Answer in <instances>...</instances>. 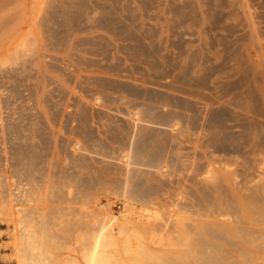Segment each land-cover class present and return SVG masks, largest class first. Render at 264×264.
<instances>
[{
    "label": "rangeland",
    "instance_id": "obj_1",
    "mask_svg": "<svg viewBox=\"0 0 264 264\" xmlns=\"http://www.w3.org/2000/svg\"><path fill=\"white\" fill-rule=\"evenodd\" d=\"M107 1L0 0V102L2 101L0 104V179L3 180H0V187L3 189L7 186L5 185L6 174L4 175V170L9 164L6 158H10L9 144L5 142L7 144L5 145L3 142V139L8 137L10 131L6 127L7 123L4 120L8 113H12H7L2 103L5 100L8 101L11 95L16 98L14 102L16 103L17 101L16 104L19 107L24 104L31 106L29 111L22 113L27 115V121L25 120V128L27 130L31 127L32 120L39 121L38 118H40L42 124L44 123L45 128L42 125L41 128L43 130L47 128L43 136L47 148L46 154H48H45L44 158L46 164L43 162L45 166L39 165L34 170H43L36 172L39 175H44L43 172L46 173L45 175H49V173L53 175V177L51 175L49 184L46 187L54 188V194L50 191L53 194L50 195L49 189L45 190L46 188H43L41 190L42 193L38 194L39 197L36 196L41 201L40 208L53 206V203H51L52 197L54 196L55 198L58 195L56 194L58 193L57 190L65 187L66 183L68 184L71 179L69 182L71 185H68L70 187L74 184L77 185L72 186V190L74 194L79 193V198L81 199H78V204L88 197L86 199L87 203H84L85 205L77 204L78 206H75L77 202L74 205L73 203L65 204L66 206L69 205L65 206V208L77 207L78 212H72L71 220L74 218L72 224L81 228L82 226L84 227L85 222H87V225H91L95 222L94 220L101 218L97 215L99 214V207L107 208L110 206L118 212H123L125 210L124 197L120 195L122 192L120 189L125 188L127 182L131 185H129L131 188L135 180L145 179L146 181L139 182L147 183V185L149 183L150 187L148 186L149 188L147 189H149V194L153 193L151 194L153 198L148 196L155 203L153 207L158 212L162 214L177 212L178 216L183 212L182 215L184 216L182 219L187 216V218L189 217L187 219L188 222L194 221V225L200 223L211 225L209 227L211 228L210 230L214 229V234L218 235L217 238L210 239L211 242H214L221 249L220 251L227 253L228 257L230 256L228 258L225 253L221 252L223 259L224 256L229 259H224V264H227V262L228 264H235L240 252L248 253L253 249L237 241V236L232 231L234 225L231 226L232 230H230L229 226L236 220L234 217L245 221L249 219L248 217H254L249 214L248 208L246 210V207H243L244 205L249 207L251 202L248 199H253L251 200L253 202L255 197L258 202V197H253L252 195L260 194L261 197L258 199H261L262 196L264 198V0H223V6L220 9L221 13L218 15L219 22L217 25L219 29L217 28L214 33H221L220 38L221 36H228L230 41L232 38L240 39L238 46L242 51L239 49V52L243 55L242 60L247 61L245 64V68H247V71H245L247 86L243 89L237 88V86H234L235 88L228 86L230 90L236 89L231 92L228 91V94L226 93L227 91H223V87H219L222 83L216 87L209 82L207 83L208 86L206 84L205 86H194V89L190 85L192 83L191 78L194 77L191 70L188 71L185 77L180 69L175 71L173 67H168V65H164L166 70H164V67L162 68L163 65L158 62L160 61L158 54L147 49L149 44H157V41L139 40L141 38H139L137 30L141 27L139 16L141 15L140 0ZM160 1L163 2V0H159L157 1L158 3H153V7L160 9ZM187 1H193L196 10L192 6L189 8V10H192L193 15L192 22L188 20L191 28L187 32L188 34L186 33V37L191 41V46L198 47L202 38L200 36L204 35H201L202 31L200 29L207 27V25H203V22L208 20V15H210L208 8L210 6L212 8V4H208L209 2L211 3L210 0L206 1L207 6L204 2L205 0L203 2L201 0ZM114 6L115 8L112 9L111 7ZM111 9L113 12H111ZM107 12L111 13V16ZM107 14L110 18L106 16V20H104L103 15ZM119 15L126 17L127 20L124 17L118 18ZM151 22L153 25L158 22L162 23L158 19L151 20ZM116 23H119V25L117 24L119 29L116 27L117 25H114ZM113 28L115 29L114 32L112 31ZM132 30L135 32H132ZM235 30L237 33L234 32ZM198 31L201 32L199 33ZM126 34L129 37H124ZM140 42L147 45L141 46ZM169 44L168 42L167 45ZM99 45L106 46L105 49L108 47L107 50L109 51L102 49ZM155 57L158 58L157 62ZM151 58L155 64L152 60L150 61ZM110 65L111 67H109ZM120 65L122 66L120 67ZM55 66L61 67V69H56ZM102 67H105V69ZM106 67L112 71L107 70ZM118 71H122V74ZM123 71L125 74H123ZM154 73H157V75ZM147 74L149 76L154 74L155 78L152 75L151 78L147 76V79ZM18 80H22V84ZM94 81L98 86L94 84ZM114 81L115 83H113ZM53 87L63 93L61 96L64 99V103L67 102L71 106L76 107V110L83 106L84 108L88 107L89 110L83 108V111H88L85 115L82 114L83 112L80 113V110L82 111L81 108L79 112H73L75 114L73 116L78 121L75 123V127L76 125L78 126L77 130L69 132L71 130L70 126L65 123L63 126H66L67 129H63L62 133H60L58 123L55 122L52 125H48L45 123L44 115L42 116L41 112V115L39 114V111L45 109L44 106L46 104H50V100L56 102L60 99L51 98L48 90L53 89ZM215 87L219 89L216 90L214 89ZM219 90L226 94L220 93ZM243 90L247 93H243ZM234 94L235 96H233ZM218 95L221 96V100L217 98ZM222 95L226 97L223 98ZM98 96L104 98H102L105 100V102L103 101V106L107 109L121 112H137L139 115L141 114L140 116L144 120L148 119L150 121L151 119L152 122L161 121L160 118L168 112V116L172 120L170 123H178L180 129L175 132L171 129H157L155 126L150 125L152 122L135 127L131 121L121 118L106 109L94 111L91 108L92 100L94 103V99ZM214 98L219 101L216 102ZM42 104H45L42 106L44 108H39L38 106ZM78 104L79 107L77 106ZM19 107L17 109H20ZM190 108L194 111L192 109L190 111ZM71 110L74 111L75 108ZM217 112L222 114L219 121L220 124L217 121L216 124L213 118V115H216ZM3 115L4 117L2 118ZM86 115L90 117L89 122H87L89 118ZM68 116L72 118L71 114ZM68 116L67 118H69ZM16 117L18 116L16 115ZM82 123H85L88 127L83 126ZM28 124L30 125L28 126ZM25 128L22 126V128L18 129H22L21 131L23 132L19 130L20 133L28 136L29 130L27 131ZM5 130L6 132H4ZM249 134L254 135L251 148L248 145L245 146L250 144ZM35 142H39V139L35 138ZM77 142L86 151L83 149V151L73 152ZM92 144H95L96 147ZM135 150L138 153H135ZM6 152L9 154H6ZM128 153L133 158L144 160L143 162H146V158L151 156L152 153H156L154 156L157 157L158 155L160 159L158 161L161 164L165 163L168 170L166 168L162 173H159L155 168L150 169L133 165L131 166V171L127 172L119 159ZM144 153H147V155ZM50 155L53 158L49 157ZM49 159H52L51 162ZM71 161L72 163H74L73 161L79 162L78 164L81 167H78V165L77 168L73 167ZM70 165L75 170H72ZM44 167L46 169H42ZM50 170L53 172L51 173ZM64 170H67V172L63 173ZM60 172H62L60 174L61 177L58 175ZM69 175L74 177V179L70 176V179L66 180ZM58 176L60 179L58 181L61 182L62 179L63 183L65 181V185L57 182L56 177ZM128 176L131 177V180L128 179ZM52 180L56 186L52 183ZM77 182L78 184L83 182L81 186L84 184L85 188L78 185ZM86 185L87 190L89 189L90 191L86 190ZM89 186L93 187V189ZM1 189L0 199L2 201L0 200V206L2 207V202L7 201L4 193L5 191L7 192L8 187L3 189L4 192ZM84 189L86 192L83 193ZM78 190H81L82 195H87L85 197L82 196L83 198L80 197L81 192ZM117 190L120 193V197L116 192ZM43 191L46 194H43ZM114 192L117 194L115 195ZM48 195L52 196L51 202ZM263 198L262 202L264 201ZM43 199H46V203ZM258 203L256 205L260 204ZM63 205L62 208H64ZM211 206L216 207L212 209ZM229 207L236 211L235 215L237 217L232 216L231 213L234 214V211L233 209L229 210ZM75 210L76 208H74V212ZM80 210H82L81 215ZM185 212H188V214ZM213 212H216V214H213ZM69 214L71 216V213ZM191 214L194 215L192 216ZM5 220L8 221L0 216V264H18L19 253L12 245L10 238L11 229L7 227L8 223ZM78 220L79 222L81 221L80 224ZM183 221L186 223L185 220ZM213 222L215 224H212ZM216 223L220 225H216ZM220 234L225 235L224 237L226 238L229 236L228 240L231 238L230 242L226 244L227 240L224 241V237H221ZM239 247L241 250H239ZM15 251L16 253H14ZM230 258L232 259L230 260Z\"/></svg>",
    "mask_w": 264,
    "mask_h": 264
},
{
    "label": "bare ground",
    "instance_id": "obj_2",
    "mask_svg": "<svg viewBox=\"0 0 264 264\" xmlns=\"http://www.w3.org/2000/svg\"><path fill=\"white\" fill-rule=\"evenodd\" d=\"M140 1H139V3H141V5H140L141 6V8H140L141 9L140 10L141 15H139V16H140V21H141L140 22L141 27L139 30H137L139 33V38H141L139 40H147L150 42L157 41V44H155V43L154 44L151 43V45L149 44L148 45L149 48H147V49L148 50L150 49L151 51L158 54V56H159L158 58H160L159 60L161 61V62L160 61H158V62L161 63L163 66L158 64V63L157 64L162 66V68L164 67L165 68L164 70H166V67L164 65H168V67L169 66L171 68L173 67L175 69V71L177 69L182 70V74H184L185 77H186V74H188V71L191 70L194 77L191 78L192 83L190 81V83H191L190 85L193 88H194V86H205V84L208 86L207 83H209V82L216 87L219 86L220 83H222L223 85L221 84L219 87L220 88L223 87V89H224L223 91H225V92L227 91L226 93L228 94V91L231 92L232 90H236V89H234L235 88L234 86H237V88H240V89H243L245 86H247V83L245 81V71H247V68H245V64L247 63V61L242 60L243 55L240 54V52H239L240 48L238 46V43H239L238 41H241V40L240 39L238 40V38H232L230 41V40H228V36H221V38H220L221 33L220 34H218L216 32L214 33V31L218 28V25H217L219 22L218 21V15L221 13L220 9L223 6V0H210L211 3L210 2L208 3L210 5L212 4V8H211V6H210V8H208L210 11V15L207 14L209 18L207 17L208 20L207 21L205 20L206 22L205 21L203 22V25H207V27L205 29L202 28L203 30L200 29L201 27L199 28L202 31V32L200 31L201 35L202 34H204V35L200 36V34H199V36L202 38L200 39L201 43L198 47L191 46V43H190L191 41L186 37V35L188 34L187 32L191 28L190 24H188V20H190V22H192V15L193 14H192V10H189V8H191V6H192V8L195 7L194 6L195 3L193 1L190 0L191 2H188L187 0H163V2L160 1L161 2V4H160L161 8L160 9L157 7H153V3H156L159 0H140ZM201 1L203 2L204 0H201ZM206 1H208V0H205L204 2L206 3ZM106 2H108V1L106 0ZM208 4L206 3V6ZM156 6H158V5H156ZM111 8L114 9L115 6L111 7ZM112 9H111V12H113ZM195 10H196V7H195ZM108 14H109V16H111L110 15L111 13H108ZM108 14L105 16L103 15L104 20H106L105 19L106 16L109 17ZM260 15H262V14H260ZM121 17H122V15L121 16L119 15L118 18H121ZM109 18H107V19H109ZM211 18H214V19H211ZM124 19L127 20L126 17H124ZM156 19H158L162 23L158 22V23H155L153 25L151 20H156ZM117 24L119 25V23H116L114 25H117ZM118 25L116 27L119 29ZM114 28L112 30L113 32L116 29V28L115 29ZM130 28H131V26H130ZM228 28H230V27H228ZM121 29L124 30L123 28H121ZM120 32H122V31H120ZM132 32H135V31L132 30ZM230 32H232V31H230ZM234 32H236V30ZM138 33H136V34H138ZM126 36H128V35L126 34L124 37H126ZM141 42H140V44H141ZM168 42L170 43L169 45H167ZM136 44H137V42H136ZM144 44L142 43L141 46ZM95 45H97V44H95ZM138 45H139V42H138ZM145 45H147V44H145ZM99 46L102 47V49L104 48V50H107V48H108L107 47L105 49L106 46L105 47H103L101 45H99ZM98 50H99V48H98ZM107 51H109V50H107ZM143 52H145V51L143 50ZM147 55H149V54H147ZM141 57H143V56L141 55ZM158 58L155 57L156 62H157ZM87 60H89V59H87ZM151 60H152V58L150 59V61ZM153 63H154V61H153ZM231 63H233V64H231ZM110 64H111V62H110ZM254 64H256V63H254ZM121 66L122 65H120V67ZM109 67H111V65ZM120 67H118V68H120ZM55 68L61 69V67H58V66H55ZM103 69H105V67ZM106 69H107V67H106ZM109 70H111V69H109ZM156 71L159 72L158 70H156ZM116 72H117V70H116ZM119 73L122 74V71ZM121 74H119V75L121 76ZM123 74H125L124 71H123ZM154 74L157 75V73H154ZM154 74H152V75L155 78ZM152 75L149 76L147 74L146 77L148 76L149 78H151ZM73 76H75V75H73ZM158 76H159V74H158ZM160 76H162V75H160ZM148 77H147V79H148ZM163 77H164V75H163ZM177 77H179V76H177ZM71 79H72V76H71ZM158 79H159V77H158ZM177 79H179V78H177ZM18 81H20V83H21L22 80H18ZM16 83L18 84L17 80H16ZM113 83H115V81ZM94 84H97V83L95 82ZM97 86H98V84H97ZM228 86H230L231 88L232 87H234V88L230 90V88L228 89ZM54 87H53V89L48 90L49 94H51L52 99H55V98H56V100L58 98H60V99L56 102L50 100V104L45 103L47 105V107L45 104H44L45 106L43 104L41 106H38L39 108L45 107V109L39 111V114L41 112L42 116L44 115V119L46 120L45 123H47L48 125H52V123L54 124L55 122L58 123L60 133H62L63 129H65V128L67 129L66 126L65 127L63 126V124H65V123L68 126H70L71 130H69V132L77 130L78 126L76 125V127H75V123L78 121L73 116V114H74L73 112H77V111L79 112V109L81 108L82 111L80 110V113L83 112L82 114L85 115L88 111H83V110L85 108L88 109V107L84 108V106H83V107L78 108L79 107V104H78L77 105L78 109L76 110V107L71 106L67 102L64 103V99L61 96L63 93L61 91H59V89H56ZM216 87L214 89H216ZM218 89L219 88H217L216 90H218ZM226 89H228V90H226ZM113 90H114V88H113ZM9 91L11 92L10 87H9ZM190 91H192V90H190ZM208 91H209V89H208ZM219 92H220V90H219ZM222 92H220V93H222ZM242 92L245 94L247 93L244 90ZM226 93H222V94L225 95ZM200 94H201V92H200ZM236 94H237V92H236ZM224 95H222L223 98L226 97ZM63 96H65V95H63ZM218 96H220V95H218ZM218 96H217V98L221 100V96L220 97H218ZM233 96H235V94ZM214 97H215V95H214ZM102 98L98 96L97 98L94 99V103L92 100V106L93 107L91 106V108L94 111L95 110L98 111V109H106V110L118 115L121 118H125V119L131 121L135 127H139L140 125H143L145 123L152 122L151 119H150V121L148 119L144 120L140 116L141 114L139 115L137 112H130V111H127V112L122 111L121 112L118 110L107 109L106 107L103 106L105 100H103L104 98L103 99ZM240 98H242V97H240ZM14 99H16V98L14 96L10 95V98L8 99V101L5 100V102L2 103V105H4L6 112L7 113L12 112V113L11 114L8 113V116L5 115L6 119L4 120L7 123L6 127L10 131H9L8 137L3 139V142L4 143L6 142L7 144H9L10 158H6L7 163H9V164L7 165V168L4 170V175L6 174L5 175L6 176L5 185H7V186L3 189H6L8 187L7 192L5 191V193H4V196L6 197V198L5 197L4 198L7 199V201L2 202V207L0 206L1 207V211H0L1 215L0 216H2V218H5L8 220V221H6V220L5 221L8 223L7 227H9V229H11L10 238L12 241V245L19 253L18 264H222V263L224 264V262H223L224 259L227 260L230 257V256L228 257L227 253H225L224 251H220L221 249H219V247L217 245H215L214 242L213 243L211 242L210 239H215L218 236V235L216 236L214 234V232H213L214 229L210 230L211 228H209V227L211 225L208 226V225H204L202 223L194 225L195 224L194 221H191L192 222V224H191V222L190 221L188 222V220H187V219H189V217L187 218V216H186V214H188V212H185L186 217H184L183 219H182V217L184 216V215H182L183 212H182V214H180L181 217H180V215L178 216L177 212H170L167 214H162L161 212H158L155 209V207H153V205L155 203H153V201L150 199L152 197L151 194H153V193L149 194L150 192H148L149 189H147V188L150 187L149 183L147 185V183L139 182V181H144L145 179L144 180L143 179L135 180L136 183L135 182L133 183V185L131 187L132 189L130 188L131 185L128 184V182H127L126 187L125 188L123 187L124 189L121 188L122 183L121 182H120L121 184L118 183L121 186L120 187L121 189L120 188L119 189L122 190V192L120 191L121 194L118 192V190L116 192L118 193L119 197H120V195H122L124 197L123 203H124L125 210L123 212H118L114 208H111L110 206H108V207L106 206L107 208L99 207V210H98L99 214H97V215H99L101 218L99 217L100 219L97 218V220H94L95 222L93 224L87 225L86 224L87 222H85L86 226H85V224H84V227L83 226L81 227V225H80L81 228H78L75 224H72V220L74 219L73 218L71 220L72 212L73 213L78 212L77 207L72 206L73 208L72 207L65 208V206H66L65 204L73 203V205H74V203L77 202L75 204V206L85 205L84 203H87L86 199L88 197L84 198L85 201L83 199V202L78 204V199L79 200L81 199V198H79V193L74 194V191L72 190L73 189L72 186H74L76 184L72 185L71 187L68 185V184H70L69 182L71 180L70 179L71 175H69L68 177L65 176L66 180L70 179L68 184L66 183V186L68 185V187L65 186V187H63L64 189L63 188L58 189L57 190L58 193H56L58 195L55 198H54V196L53 197L50 196L53 193L54 188L52 189V187H51V189H52L51 190L50 187H46V186L49 184V180H50L52 174L50 175V173L48 172L49 175H45L46 173L43 172L44 175H39L36 173L39 169L37 171H35L37 169L36 167H38L39 165L45 166V164H46L45 163L46 161L44 162V158H45L47 148H46V143L44 141L45 139L43 140V138H44L43 136L45 135V131H47L46 130L47 128L44 130H43V128H41V125H42V127H44V123L42 124V121H40V118L37 117L40 122L37 120H32L31 125L28 124V126L29 125L31 126V127H29L30 129L28 128V130H29L28 131L25 128V120L27 119V115L25 114L26 115L25 116L22 113H24V111H27V110L29 111L31 109V106H28V104L27 105L24 104L23 106L19 107V105L16 104L17 101H16V103L14 102L15 101ZM214 99L216 100V98H214ZM237 100H239V99H237ZM218 101L216 100V102H218ZM1 102H0V104H1ZM80 104H81V102H80ZM42 106H44V107H42ZM81 106H82V104H81ZM17 107H19L20 109H17ZM191 107H193V106H191ZM74 108L76 111L71 110ZM191 109L192 108H190V111H191ZM5 110H4V112H5ZM21 110H23V111H21ZM35 111H36V109H35ZM36 112H38V111H36ZM67 112H68V114L66 115ZM70 114L72 115V118H70V116H68ZM16 115L18 117H16ZM36 115H38V114H36ZM87 115H86V117H87ZM147 115H148V113H147ZM166 115L160 118L161 121L159 120V122L158 121L152 122L150 125L155 126L157 129H164V130L171 129L174 132L177 131L178 129H180L178 127L179 126L178 123H176V122L173 124L170 123V121H172V120H170V118H169L170 116H168L169 115L168 112ZM67 116L69 118H67ZM142 116H144V115L142 114ZM221 116H222V114L220 112L219 113L217 112L216 115H213L214 121L219 122L221 119ZM3 117H4V115L2 116V118ZM146 117H148V116H146ZM87 118H89V119H87L88 120L87 122H89L90 117H87ZM42 119H43V117H42ZM212 121H213V119H212ZM28 122H30V120H28ZM87 122H85V123L89 124ZM217 122H216V124H217ZM222 122H223V120H222ZM84 124H83V126L88 127V126H86V124L85 125ZM219 124H220V122H219ZM22 126H23V128H25V130L28 131V133H29L28 136L20 133V131L22 129L20 130L18 128H22ZM155 127H152V128H155ZM82 128H84V127H82ZM4 132H6V130ZM21 132H23V131H21ZM253 132H255V131H253ZM251 135H250V137H248V139H251L249 141L250 144H246V145L244 144L245 146L248 145V147H250V148L252 145L251 142H253V140H254V138L252 139V137L254 135L253 134H251ZM35 138L39 139V142H35ZM245 138H246V136H245ZM90 142H91V140H90ZM247 142H248V140H247ZM255 142H257V141H255ZM6 143H5V145H7ZM93 143H95V142H93ZM253 144H255V143H253ZM92 145L95 146V144H92ZM83 149L84 148H82V146L77 142L74 146L73 152H78L80 150L83 151ZM138 149H140V148H138ZM138 149H137V151H138ZM65 150H64V152H65ZM84 150L86 151V149H84ZM137 151L135 153H138ZM142 151H144V150L142 149ZM47 153H48V150H47ZM6 154H9V153L6 152ZM52 154H54V153L52 152ZM144 154L147 155V153H144ZM150 154H148V155H150ZM154 154H156V153H154ZM154 154L152 153L151 156L147 157L146 162H143L144 160H140L139 158L137 159L135 156H134L135 158H133L129 153L124 155L123 157H121V159H119V160L123 163V167H124V169L127 170V172L128 171L130 172L131 166L134 165V166H140V167H147L150 169L155 168L158 170L159 173H162V171L167 168V165L165 163H162L163 164L162 165L160 163V161H158V160H160L159 156L157 155V157H158L157 158L154 156ZM46 155H48V154H46ZM68 155H70V154L68 153ZM5 157H9V156H5ZM49 157H51V155ZM51 158H53V157H51ZM46 159L48 160V158H46ZM51 160H50V162H51ZM73 162L74 163H72V161H71L73 167L75 166L77 168V165H78V167L80 166L78 164L79 162H76V161H73ZM11 168H12V170H11ZM34 168H36V169L34 170ZM70 168H72L71 165H70ZM42 169H46V168L44 167ZM72 170H75V169L72 168ZM167 170H168V168H167ZM39 171H43V170H39ZM46 171H48V170H46ZM52 172L53 171H51V173ZM62 172H60L59 174L57 173V174L60 176V174ZM65 172H67V170L66 171L64 170L63 173H65ZM71 172H73V171H71ZM77 174H79V173L77 172ZM59 176L56 177L57 182H60V181H58V180H60ZM131 176H133V175H131ZM52 177H53V175H52ZM0 178H1V175H0ZM72 178L74 179V177H72ZM133 178H135V177H133ZM73 179H72V181H73ZM128 179L131 180V177H129ZM0 180L3 181L2 179H0ZM55 180H54V182H55ZM124 182H126V181H124ZM52 183H53V180H52ZM60 183L62 185L63 184L65 185V181L63 183L62 179H61ZM71 183L73 184V182H71ZM82 183L78 184V182H77V184L80 186ZM123 185L125 186V184H123ZM3 187H4V185H3ZM81 187L85 188L84 184ZM43 188H46L45 190L49 189L48 190L49 193H50V191H52V193H50V195H48V198L50 196V199H49L50 202L53 198V200L51 202V203H53V206H51V207H49V206L43 207L42 206L43 208H40L41 207L40 206L41 201L38 198L39 197L38 194L41 192V190ZM116 188H118V187H116ZM0 189H1V187H0ZM3 189H1V190L3 191ZM91 189H93V187ZM146 189H147L148 193L146 192ZM84 190L82 191L83 193L86 192L87 185H86V190L85 191ZM59 191H61L62 193L61 192L59 193ZM78 191L81 192V190H78ZM3 192H1V193H3ZM82 192L80 194V197H82V196L85 197L87 194L82 195ZM44 193L45 192L43 191V194ZM87 193H89V192H87ZM5 194H7V195H5ZM114 194H115V192H114ZM148 195L151 197L149 198ZM259 195L254 194L252 196L253 197L257 196L259 198V197H261V195L260 196ZM36 196H38V197H36ZM252 196H250V197H252ZM40 197H41V195H40ZM258 198H257V200L260 204L256 201L255 197H254L255 201H253V202L251 201L253 199H251V200L248 199L249 202H251V203H249L250 204L249 207L245 206L243 204L244 205L243 207L244 208L246 207V210L248 208L249 214L253 215L254 217L250 218L247 216L249 219L247 218L248 220H246V221L244 219L234 217V219H236L234 221H236L237 224H239V225H237L236 222L233 221V224L232 225L230 224V226H229L230 230H232L231 226L234 225V228L232 231H233V234L237 236V241H239L243 244H246L249 246V248L251 247L253 249V250L251 249L252 251H250L248 253L240 252L239 256L236 254L238 256V260L237 261L235 260V264H264V201L262 202L263 196L261 199H258ZM44 202L46 203V199L44 200ZM217 202H214V203H217ZM224 203H225V201H224ZM256 203H258L259 205H256ZM54 204L57 206H55ZM226 204H227V202H226ZM58 205H60V206H58ZM62 205L64 206V208H62ZM67 206H69V205H67ZM215 207L216 206L212 207V209L213 208L215 209ZM74 208H76L75 212H74ZM210 208H208V209H210ZM70 209L73 211H71ZM184 209H185V207H184ZM232 209H230V207H229V210H232ZM68 210H70L71 212L70 211L67 212ZM80 211H81L80 212V215H81L82 210H80ZM233 211H234V209H233ZM83 212H84V210H83ZM222 212H223V210H222ZM235 212L236 211H234V214L233 213H231V214H232V216L234 215L237 217V215H235ZM69 213H71V216H69L70 215ZM197 213H194V214H197ZM214 213L216 214V212H213V214ZM83 217H85V216H83ZM209 217H211V216H209ZM183 220H185V221L187 220L186 221L187 224ZM78 222H79V220H78ZM80 222H79V224H80ZM204 223H206V222H204ZM219 223H221V222H219ZM219 223H216V225L217 224L220 225ZM212 224H215V223L213 222ZM216 227H219V226H216ZM226 234H227V232H226ZM220 236L222 237L223 235L220 234ZM225 238L226 237H224L223 239H224V241L227 240L226 244H227V242H230L229 240L231 238L228 240L229 236L226 239ZM209 240H210V242H209ZM223 249H225V248H223ZM239 250H241V248ZM221 252L223 254L225 253L228 258H226L223 255L224 256V259H223ZM14 253H16V251ZM228 253H229V251H228ZM231 259L232 258H230V260ZM225 263H226V261H225ZM227 264H228V262H227Z\"/></svg>",
    "mask_w": 264,
    "mask_h": 264
}]
</instances>
